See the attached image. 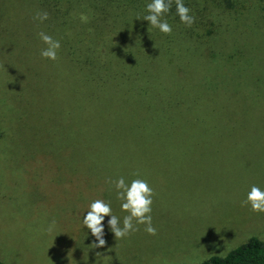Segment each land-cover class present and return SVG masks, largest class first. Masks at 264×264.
I'll return each instance as SVG.
<instances>
[{
    "label": "rangeland",
    "instance_id": "rangeland-1",
    "mask_svg": "<svg viewBox=\"0 0 264 264\" xmlns=\"http://www.w3.org/2000/svg\"><path fill=\"white\" fill-rule=\"evenodd\" d=\"M150 2L0 0L4 264H65L59 258L68 243L59 240V202L76 201V196L82 201L84 189L90 188L95 197L90 193L89 200L110 197L120 203L106 180L130 182L136 173L164 197L152 205L157 234L137 225L139 231L129 237H138V250L124 249L129 253L121 254L120 264L200 263L226 255L252 236L264 241V213L241 206L252 185L264 190V98L251 97L264 66L258 25L232 28L222 36L224 48L216 51L227 55L226 47L240 35L241 46L235 47L250 59L248 69L238 62L223 72L221 63L208 66L197 50L182 43L176 46L178 55L170 50L171 60L161 54L147 64L133 59L147 68L140 75L127 74L126 63L132 60L116 52L107 61L115 75L106 74L99 82L84 77L97 60L102 62L95 52H105L108 34L116 38L122 30L155 29L140 25L143 17L137 15ZM38 12L49 18L35 19ZM41 32L60 41L56 61L41 56L46 48ZM87 46L94 49L90 64L81 52ZM167 62L174 64L172 74ZM205 75L215 76L213 86L205 84ZM231 77L237 85L233 93ZM145 83H154V91L143 92ZM87 87L95 95L83 90ZM73 186L79 188L77 195L69 193ZM53 220L55 229L49 233ZM83 252L75 245L72 253L78 258ZM93 259L84 256L76 264H99Z\"/></svg>",
    "mask_w": 264,
    "mask_h": 264
},
{
    "label": "trees",
    "instance_id": "trees-1",
    "mask_svg": "<svg viewBox=\"0 0 264 264\" xmlns=\"http://www.w3.org/2000/svg\"><path fill=\"white\" fill-rule=\"evenodd\" d=\"M183 2L185 6L190 9V15L195 17V22L191 27L186 26L180 21L173 0L171 9L165 16V19L173 29L171 35H165L156 28L153 31L146 28H140L138 31H136L137 29L122 30L116 33V38H113V34H111V36L108 34V36H106L107 46L105 47V52H95L97 54L95 58H103L102 62L101 59L97 60V67L93 68L91 73L86 72L84 77L93 76L99 82L104 79V75L106 76V74L113 73V75H115L113 70L109 69L110 66L108 62L112 54L116 52H118L119 56H123L125 60H132L128 61L131 63H126L128 69V72L126 71L127 74L140 75L147 71V68L145 66L141 68V62H136L137 60L147 64L152 59V55L155 54H161L166 60H171L168 57L169 55L172 56V53L169 54L170 50H175L176 46L182 45V43H185L187 47L193 50H197L198 56L204 59L208 66H211L209 65L211 62H215V64L221 63V71L223 72L233 70L235 63L238 64V62L243 63L245 68L251 66V61H249V58H245V53L242 54V51L235 47V45L240 47L241 45L239 44L242 42L241 36L238 34L235 40L234 38L232 39V45L226 47L230 50L227 55L218 54L216 51L224 48L221 44L222 36L227 32H231V29L234 27H239L238 29L241 30L240 27L258 25V28L255 30H257L260 36L264 37V0H183ZM147 14V11H145L137 15L144 17ZM145 22L146 21L142 19V23L140 24L137 22V24L143 26L148 24L152 27L148 22ZM62 37L64 41H69L70 35L63 33ZM77 37H79V35ZM64 46L66 48L68 46L69 48L70 45ZM81 52L85 53L83 61L90 64L88 60L94 55V49L87 46L84 49L82 48ZM175 53L178 55V51ZM185 54H187V52L183 53V55ZM133 59H136V61H133ZM167 63L170 65L168 72L172 74L175 72L173 69L174 64L171 65L172 62ZM116 72L117 74L119 73L118 70H116ZM121 75L122 73L120 76ZM259 75L260 78L255 79L257 82L253 83V88L255 89L251 96L253 100L258 101L264 98V66L260 70ZM123 76H125L124 73ZM228 76L230 75L228 74ZM214 77L215 76L211 77L205 75V84L208 87L213 86L212 80ZM82 82L88 84L85 81ZM228 82L231 89L230 91L233 93L232 89H237L236 79L231 77ZM228 82H222L221 84H227ZM83 90L86 92L90 91V93L95 95L89 87ZM142 90L143 92H153L154 83H145ZM258 101H256L257 103L255 105L263 103ZM218 106L219 116V110L222 108V105ZM213 112L214 109L208 110L207 114L211 116ZM144 113L146 114V111H144ZM118 146V143L117 145H110L108 150H112ZM134 148V152H136L137 149L136 147ZM95 150L99 151L100 149L95 146ZM0 264L4 263L0 260ZM178 264H264V241L252 236L245 243L229 251L224 256L213 255L200 263Z\"/></svg>",
    "mask_w": 264,
    "mask_h": 264
},
{
    "label": "clouds",
    "instance_id": "clouds-1",
    "mask_svg": "<svg viewBox=\"0 0 264 264\" xmlns=\"http://www.w3.org/2000/svg\"><path fill=\"white\" fill-rule=\"evenodd\" d=\"M176 11L179 19L186 26L191 27L195 22V17L190 15V9L185 6L183 0H174ZM173 0H151L146 5L147 15L143 20L147 21L153 28L158 29L165 35L172 34V26L167 22L165 16L169 13ZM49 18L47 12L36 14L35 19L40 21ZM82 22L87 23L88 17L81 14ZM40 39L46 45L41 51L43 58L56 61L58 59V51L61 48L60 41L53 39L50 35L44 32L39 33ZM137 178L126 182L124 177L117 180L109 178L106 180L110 186L114 187L116 198L121 201V210L127 215L123 217L122 225L118 216L113 214L111 204L103 199L93 200L86 215L83 216V225L90 230L91 235L95 238L93 248H104L105 240V217H110L107 224L114 234L115 238L120 240L128 237L132 233L139 231L137 225H144L145 232L155 236L157 230L152 224V205L155 195L154 189L150 186L147 180L140 178L139 173L135 174ZM241 206H250L251 211L256 213H264V190L256 185H252L246 195V199L241 202ZM55 220L49 225L47 231L53 232L55 229ZM101 254V253H97Z\"/></svg>",
    "mask_w": 264,
    "mask_h": 264
},
{
    "label": "crops",
    "instance_id": "crops-1",
    "mask_svg": "<svg viewBox=\"0 0 264 264\" xmlns=\"http://www.w3.org/2000/svg\"><path fill=\"white\" fill-rule=\"evenodd\" d=\"M94 189V188H93ZM154 189V188H153ZM157 189V188H156ZM71 194L77 195L78 187L73 186L69 188ZM82 199L76 196V201H64L59 202V240H63L66 243L65 252L59 250V258L65 259V264H76L82 257L85 258H94L93 263L99 264H120L121 254L123 257L129 252L124 249L129 248L135 252L138 250V237H126L124 239H116L114 234L111 232L107 221L110 217H105L104 226H105V240L106 245L104 248H93L92 244L95 241V238L91 235L90 230L87 229L83 223V216L86 215V211L89 208L90 203L92 202L90 193H92V199H94L95 192H90V188L84 189ZM95 190V189H94ZM164 197L160 192L155 193L153 200H160ZM70 199V198H69ZM106 199V198H105ZM108 199V198H107ZM104 200L111 204L113 214L118 216L122 220L127 213L123 212L120 207L119 202H112L111 198L109 200ZM138 227V226H137ZM75 245L78 249L83 250L84 252L78 258H75V254L72 253L75 250ZM101 253V254H97ZM107 258V259H104Z\"/></svg>",
    "mask_w": 264,
    "mask_h": 264
}]
</instances>
